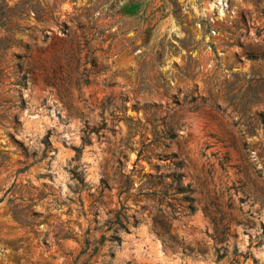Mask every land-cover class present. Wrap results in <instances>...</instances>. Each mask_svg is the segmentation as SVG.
<instances>
[{
  "label": "rangeland",
  "instance_id": "obj_1",
  "mask_svg": "<svg viewBox=\"0 0 264 264\" xmlns=\"http://www.w3.org/2000/svg\"><path fill=\"white\" fill-rule=\"evenodd\" d=\"M0 264H264V0H0Z\"/></svg>",
  "mask_w": 264,
  "mask_h": 264
}]
</instances>
